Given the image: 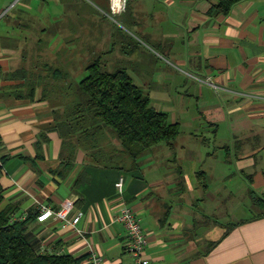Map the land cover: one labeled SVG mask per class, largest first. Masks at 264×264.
I'll list each match as a JSON object with an SVG mask.
<instances>
[{"label":"crops","instance_id":"0c3cea01","mask_svg":"<svg viewBox=\"0 0 264 264\" xmlns=\"http://www.w3.org/2000/svg\"><path fill=\"white\" fill-rule=\"evenodd\" d=\"M87 1L107 10L108 0ZM217 1L129 0L116 14L129 39L114 29L106 51L133 54L143 39L160 51L174 87L192 89L191 119L206 125L207 135H198L214 146L191 150L196 163L187 170L174 141L153 146L135 169L128 162L105 167L81 148L63 149L55 119L62 105L41 98V86L32 98L17 96L15 90L26 88L13 73L22 67L26 27L61 22L69 0H0V210L13 207L15 219L34 212L29 228L41 248L74 256L92 249L101 256L98 264H134L125 231L113 219L120 202L114 182L122 175V198L146 233L148 264H264V203L247 195L248 178L255 193H264V0H239L225 14H208ZM40 205L53 212L65 207L66 219L79 220L64 224L52 214L38 221Z\"/></svg>","mask_w":264,"mask_h":264},{"label":"trees","instance_id":"16d2710c","mask_svg":"<svg viewBox=\"0 0 264 264\" xmlns=\"http://www.w3.org/2000/svg\"><path fill=\"white\" fill-rule=\"evenodd\" d=\"M237 1L218 0L207 13L225 14ZM128 36L125 34L129 39ZM125 46H131V42H126ZM103 54L86 64V75L59 89L66 98L55 111L56 127L63 149L81 148L91 162L105 167L124 168L126 157L128 168L135 169L138 159L153 146L164 142L172 147L179 133L178 123L170 122L166 112L150 104L148 94L134 83L125 67L107 70ZM33 66L31 69L19 67L13 73L26 88L24 92H14L17 96L32 98L34 89L41 86V98H47L51 92L47 87L49 77L33 72ZM42 67L51 72L52 79L65 77L47 63H42ZM66 165L70 166V161ZM202 174L203 171L197 172V178ZM1 176L0 164V202L4 197ZM249 180L247 195L252 203H264V193H255ZM13 213L11 206L0 210V264H90L83 262L87 254L74 256L57 249L41 248V237L29 228L35 213L30 212L24 219L13 218Z\"/></svg>","mask_w":264,"mask_h":264},{"label":"rangeland","instance_id":"374dc122","mask_svg":"<svg viewBox=\"0 0 264 264\" xmlns=\"http://www.w3.org/2000/svg\"><path fill=\"white\" fill-rule=\"evenodd\" d=\"M45 24L34 22L26 27V34L23 35L25 39L18 50L19 65L26 69H31L34 65L33 70L48 75L47 87L51 91L48 98L58 101L61 105L66 97L59 89L86 75V64L98 54L110 49L109 41L117 35L114 29L124 35L130 34V29L124 27L118 15L100 12L87 0H69V12L64 15L62 21L50 26ZM135 38L141 37L135 35ZM139 40L140 46L133 54H116L114 51L103 54L106 69L111 71L119 66L125 67L134 83L148 94L150 104L168 113L170 119L174 117L179 128L174 143L177 151L185 153V157L180 161L188 170L196 163L193 158L188 157L190 151L213 147L214 143L210 142L209 138L206 141L201 140V135L198 134L207 135V127L191 119L196 111L195 101L187 94L192 89L189 87L186 93V87H174L172 79L165 73L169 65L160 51L155 53V49L144 43L143 39ZM114 46L116 45L113 44ZM42 63L59 69L65 77L52 79L51 72L43 68ZM173 77L183 81L180 74H173ZM192 133H196L198 138L191 137ZM164 145V142L157 144L162 147ZM151 150L153 151L152 148ZM125 160L126 164L128 159L125 157Z\"/></svg>","mask_w":264,"mask_h":264},{"label":"built area","instance_id":"2783aa9c","mask_svg":"<svg viewBox=\"0 0 264 264\" xmlns=\"http://www.w3.org/2000/svg\"><path fill=\"white\" fill-rule=\"evenodd\" d=\"M129 0H108L107 12L111 15L118 14L125 10L126 3ZM123 176L119 175L114 182L116 194L120 200L116 213L113 216L114 221L122 225L125 231L124 249L132 257L134 264H148V260L144 256L146 246V233L141 224L140 218L134 213L131 206L122 198L123 192ZM68 209L60 208L52 211L48 206L40 205L36 219L42 221L52 214L54 217L64 221V224L75 225L79 220L78 215H73L70 219H66ZM63 252V249L57 250ZM101 256L92 249L88 253V262L90 264H98Z\"/></svg>","mask_w":264,"mask_h":264}]
</instances>
